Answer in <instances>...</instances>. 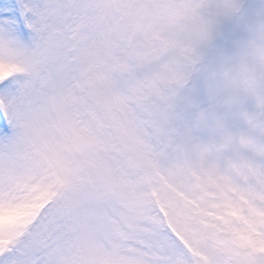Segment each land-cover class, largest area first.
<instances>
[{
  "label": "snow or ice",
  "instance_id": "6c2138e0",
  "mask_svg": "<svg viewBox=\"0 0 264 264\" xmlns=\"http://www.w3.org/2000/svg\"><path fill=\"white\" fill-rule=\"evenodd\" d=\"M0 264H264V0H0Z\"/></svg>",
  "mask_w": 264,
  "mask_h": 264
}]
</instances>
